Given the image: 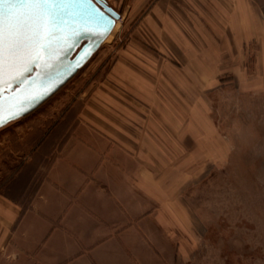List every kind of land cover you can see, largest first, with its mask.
Segmentation results:
<instances>
[{
    "label": "crops",
    "instance_id": "1",
    "mask_svg": "<svg viewBox=\"0 0 264 264\" xmlns=\"http://www.w3.org/2000/svg\"><path fill=\"white\" fill-rule=\"evenodd\" d=\"M157 8L163 18L154 29L177 60L134 54L112 73L134 95L159 96L168 117H149L148 103L139 114L136 104L117 102L116 87L98 92V106L51 152L50 164L24 167L0 192V264H175L177 247L188 252L193 218L184 187L229 151L210 100L199 95L228 87L264 94V5L194 0L195 15L172 0ZM166 13L176 26L165 23ZM29 170L25 188L21 174Z\"/></svg>",
    "mask_w": 264,
    "mask_h": 264
},
{
    "label": "rangeland",
    "instance_id": "2",
    "mask_svg": "<svg viewBox=\"0 0 264 264\" xmlns=\"http://www.w3.org/2000/svg\"><path fill=\"white\" fill-rule=\"evenodd\" d=\"M106 1L121 14L118 29L47 101L0 128V192H5L24 167H47L54 156L51 152L60 149L65 136L87 120L90 107L98 106V92V96L104 90L110 92L107 86L119 89L120 96L110 95L117 102L136 104L139 114H145L144 104L148 103L149 117H168L169 111L161 109L159 96L134 95L112 73L117 61L129 64L128 59L134 54L144 59L151 53L177 60L178 51L172 50L169 41L154 29L161 26L163 14H158L157 7L162 0ZM172 1L180 2L193 13L194 0ZM259 1L264 5V0ZM224 8L219 5L217 17L219 12H225ZM164 20L172 27L177 24L175 14L166 13ZM199 96L210 100L212 119L223 140L221 145L225 143L229 151L226 159L184 187L183 200L192 215L193 229L189 247L186 244L188 252L181 254L177 247L175 264H264V94H241L228 87ZM37 151L45 154L33 158L39 155ZM21 176L26 188L33 173L29 170ZM38 183L35 181L33 187L28 183L29 193L37 190Z\"/></svg>",
    "mask_w": 264,
    "mask_h": 264
},
{
    "label": "snow or ice",
    "instance_id": "3",
    "mask_svg": "<svg viewBox=\"0 0 264 264\" xmlns=\"http://www.w3.org/2000/svg\"><path fill=\"white\" fill-rule=\"evenodd\" d=\"M96 0H0V127L20 118L34 103L41 100L52 89L33 96L24 103H14L10 87L13 82H23L26 74L40 59V53L49 55L50 41L56 37L59 56L52 64L61 69L56 76L58 82L66 79L90 54L85 50L75 63L63 65L64 56L77 47V41L84 36L104 38L110 33L111 20L93 7ZM82 21L66 31L69 19ZM93 28L102 31H93ZM6 85L9 87L6 88ZM55 86V85H54ZM9 102L5 103V95Z\"/></svg>",
    "mask_w": 264,
    "mask_h": 264
},
{
    "label": "water",
    "instance_id": "4",
    "mask_svg": "<svg viewBox=\"0 0 264 264\" xmlns=\"http://www.w3.org/2000/svg\"><path fill=\"white\" fill-rule=\"evenodd\" d=\"M93 7L97 8L99 12L103 13L106 19L111 20V29L108 36L111 34L116 21L121 18V14L112 6H110L106 0H96ZM77 27L82 24V21L76 20L73 21L71 18L68 20L66 25V31L72 29L73 25ZM93 31H102V29L93 28ZM56 37H54L50 41V51L51 55L41 52L40 59L36 61V63L32 66V71L29 74L25 75L23 82L17 80L13 82L10 87H14L15 91L11 93V97L14 103L21 104L24 103L29 98L39 95L40 93L52 89L46 96H44L41 100L34 103L31 107L28 108L27 111L23 112L20 116L24 117L29 113L36 110L42 103H44L47 99H49L52 95H54L62 86H64L91 58L92 56L99 50L101 45L106 41L104 38H94L90 36H84L77 41V47H74L69 51L63 58L62 64L68 65L69 63L74 64L75 60L85 51L90 49V54L86 57L85 60L80 62V66L75 68L71 74L64 79L62 82H58L56 80V76L58 75L59 70L61 69L60 65H57L56 68H52V64L59 56V49L56 46ZM55 85V86H54ZM9 85H6V88ZM5 103L9 102V95H5L4 97ZM19 119V118H18ZM17 120V119H16ZM1 128V127H0Z\"/></svg>",
    "mask_w": 264,
    "mask_h": 264
},
{
    "label": "bare ground",
    "instance_id": "5",
    "mask_svg": "<svg viewBox=\"0 0 264 264\" xmlns=\"http://www.w3.org/2000/svg\"><path fill=\"white\" fill-rule=\"evenodd\" d=\"M118 27H119V24H118V21H116V24H115V26H114V28H113L114 32L116 31V29H118ZM113 30H112V32H113ZM112 32H111V34H112ZM111 34H110V35H111ZM110 35L108 36V38L110 37ZM108 38H107V39H108ZM107 39H106V40H107Z\"/></svg>",
    "mask_w": 264,
    "mask_h": 264
},
{
    "label": "trees",
    "instance_id": "6",
    "mask_svg": "<svg viewBox=\"0 0 264 264\" xmlns=\"http://www.w3.org/2000/svg\"><path fill=\"white\" fill-rule=\"evenodd\" d=\"M47 100H48V99H47ZM47 100H46V101H47ZM21 118H23V117H21ZM21 118H19V119H21ZM19 119H17V120H19ZM14 121H16V120H14ZM9 124H10V123H9ZM1 128H2V127H1Z\"/></svg>",
    "mask_w": 264,
    "mask_h": 264
}]
</instances>
